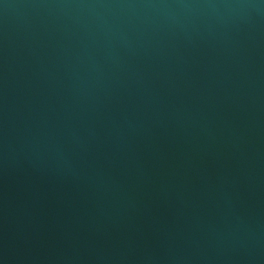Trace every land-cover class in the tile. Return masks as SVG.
I'll use <instances>...</instances> for the list:
<instances>
[{
  "label": "water",
  "instance_id": "1",
  "mask_svg": "<svg viewBox=\"0 0 264 264\" xmlns=\"http://www.w3.org/2000/svg\"><path fill=\"white\" fill-rule=\"evenodd\" d=\"M0 264H264V0H0Z\"/></svg>",
  "mask_w": 264,
  "mask_h": 264
}]
</instances>
